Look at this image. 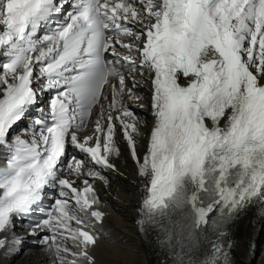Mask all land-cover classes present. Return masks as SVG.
Here are the masks:
<instances>
[{"label": "snow or ice", "instance_id": "snow-or-ice-1", "mask_svg": "<svg viewBox=\"0 0 264 264\" xmlns=\"http://www.w3.org/2000/svg\"><path fill=\"white\" fill-rule=\"evenodd\" d=\"M137 76L152 90L143 156ZM34 106L31 138L11 136ZM118 133L148 179L141 224L164 230L170 264H233L230 244L205 249L202 234L217 214L264 207V0H0V248L51 189L29 235L55 264H96L97 173L78 187L64 169L79 179L84 161L62 158L71 147L115 170Z\"/></svg>", "mask_w": 264, "mask_h": 264}, {"label": "bare ground", "instance_id": "bare-ground-1", "mask_svg": "<svg viewBox=\"0 0 264 264\" xmlns=\"http://www.w3.org/2000/svg\"><path fill=\"white\" fill-rule=\"evenodd\" d=\"M33 118L23 121L15 134L30 139L31 130L27 129L26 133V127L33 123ZM145 145L146 141H142V154ZM116 164L118 173L111 172L109 182L100 176L96 185L98 193L105 196V211L110 213L102 226L105 239L95 250L96 264H158L157 251L142 238L138 228L140 180L124 153ZM231 231L234 264H264V219L247 212L244 218L232 224ZM7 235L13 237L12 229ZM46 260L45 253L33 251L12 262L5 253L0 257V264H47Z\"/></svg>", "mask_w": 264, "mask_h": 264}]
</instances>
